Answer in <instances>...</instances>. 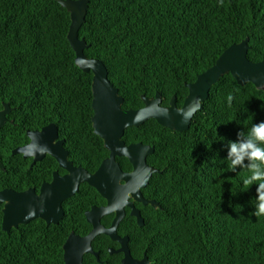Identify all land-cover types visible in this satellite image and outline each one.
Instances as JSON below:
<instances>
[{
	"label": "trees",
	"instance_id": "trees-1",
	"mask_svg": "<svg viewBox=\"0 0 264 264\" xmlns=\"http://www.w3.org/2000/svg\"><path fill=\"white\" fill-rule=\"evenodd\" d=\"M70 14L56 0H0V109L9 104L0 130V190L36 188L59 169L47 155L32 158L12 151L29 141L28 131L58 127L69 158L96 171L109 151L92 125V72L75 63L68 40ZM85 54L107 66L109 79L124 98V109L142 107V95H162V105L176 96L182 106L186 86L211 67L231 44L249 37L248 57L264 61V0H89L79 30ZM234 99L228 106L227 96ZM264 121V89L239 85L226 74L213 85L202 110L186 131L148 119L125 130L127 143L155 147L148 164L159 169L142 190L159 208L140 204L144 225L127 214L118 227L128 235L132 255L144 253L151 264H264V216L256 217V185L243 191L241 173L231 171L227 145L237 133ZM124 170L132 165L118 157ZM106 201L87 183L64 201L58 224L34 219L9 232L2 230L0 264H65L63 245L71 231L85 235V212ZM112 215L102 218L109 226ZM100 251L84 264H121L118 244L101 234Z\"/></svg>",
	"mask_w": 264,
	"mask_h": 264
},
{
	"label": "water",
	"instance_id": "water-1",
	"mask_svg": "<svg viewBox=\"0 0 264 264\" xmlns=\"http://www.w3.org/2000/svg\"><path fill=\"white\" fill-rule=\"evenodd\" d=\"M56 1L70 14L67 37L75 52L76 65L84 72L93 74L92 125L94 132L103 139L109 155L96 171L90 172L69 159V151L64 146L65 139H59V130L55 124L28 131V143L14 148L12 154L32 158V165L49 155L57 160L66 174L61 175L55 171L52 180L42 183L39 191L35 188L23 191L9 188L0 190V204H3L2 230L9 232L12 228H18L34 219H42L48 225L58 224L65 215L64 201L73 197L82 183H87L99 192L106 204L92 205L85 212L86 220L92 226L87 234L70 232L63 245L64 263L84 264L86 254H92L102 262L100 251H95L92 243L97 236L104 234L119 242L120 247L110 248L109 253H123L121 264H151L146 253L142 259H135L128 245L129 237H121L117 233L118 225L126 215V207L131 208L130 214L136 217L139 226L144 225V219L134 205L135 202L151 205L156 209L160 207L157 201L147 199L142 192L152 175L160 172L147 161L148 156L154 153L155 147L142 142L127 144L123 140L125 130L138 127L148 119H155L163 127L186 131L194 115L203 109L213 85L224 75L231 74L239 85L251 82L258 89H264V61L255 62L249 59L250 38L246 37L227 47L211 67L198 74L195 81L186 84L189 92L182 106L177 105L176 96L171 98L168 105H162V95L157 92L154 97L142 95V107L124 109V98L109 79L107 66L102 60L85 54L88 45L84 38L79 37L89 0ZM197 98L200 101L198 108L195 106ZM190 108L193 111L185 123L182 114ZM10 112L8 103L0 109V130L9 121L7 116ZM118 157H126L130 161L131 171L123 170ZM0 168L5 170L1 161ZM111 213H115V217L111 225L106 227L102 218Z\"/></svg>",
	"mask_w": 264,
	"mask_h": 264
},
{
	"label": "clouds",
	"instance_id": "clouds-1",
	"mask_svg": "<svg viewBox=\"0 0 264 264\" xmlns=\"http://www.w3.org/2000/svg\"><path fill=\"white\" fill-rule=\"evenodd\" d=\"M226 99L228 106L231 107L233 94L229 93ZM199 104L197 98L195 106L198 108ZM192 111L190 108L182 114L185 123ZM226 159L231 171H236L237 168L243 170L241 173L243 191H248L256 185L255 211L252 214L256 217L264 216V121L253 123L247 131L238 132L237 139L228 142Z\"/></svg>",
	"mask_w": 264,
	"mask_h": 264
},
{
	"label": "flooded vegetation",
	"instance_id": "flooded-vegetation-1",
	"mask_svg": "<svg viewBox=\"0 0 264 264\" xmlns=\"http://www.w3.org/2000/svg\"><path fill=\"white\" fill-rule=\"evenodd\" d=\"M59 139H64V138H60V135H59ZM64 146H65V143H64ZM66 148V147H65ZM67 149V148H66ZM70 159V158H69ZM57 161V160H56ZM72 161V160H71ZM58 163V162H57ZM58 167H59V169H57V170H54L53 171V173L55 172V171H58V173L59 174H61V175H64V174H66V171L64 170V169H62L60 166H59V164H58ZM124 170V169H123ZM125 171H131V170H125ZM53 173H52V178H53ZM52 178H51V180H52ZM51 180H49V181H51ZM45 182H48V181H45ZM44 183V182H43ZM42 185V184H41ZM41 187V186H40ZM36 189V188H35ZM40 189V188H39ZM39 189H38V191H39ZM37 190V189H36ZM143 192V191H142ZM99 193V192H98ZM144 194V193H143ZM145 196V195H144ZM146 197V196H145ZM147 198V197H146ZM104 199V198H103ZM147 199H149V198H147ZM105 200V199H104ZM106 201V200H105ZM64 204V203H63ZM104 204H106V202L104 203ZM104 204H99V206L100 205H104ZM140 204L141 205H143V206H147V205H144L143 203H141V202H135L134 203V205L140 210V212H141V215H142V211H141V207H140ZM64 207V206H63ZM65 210V209H64ZM89 210V209H88ZM125 210H126V215H125V217L127 216V214L129 215V216H131V217H134V216H132L131 214H130V212H131V208L130 207H126L125 208ZM109 215H112V219H111V223H112V221H113V219H114V217H115V213H111V214H109ZM106 216H108V215H106ZM105 217V216H104ZM124 217V218H125ZM142 217H143V215H142ZM123 218V219H124ZM135 218V221H136V223H137V225H138V222H137V219H136V217H134ZM143 219H144V217H143ZM122 222V221H121ZM120 222V223H121ZM111 223H110V225H111ZM120 223H119V225H120ZM109 225V226H110ZM119 225H118V227H119ZM109 226H106V227H109ZM139 226V225H138ZM92 228V227H91ZM117 233H118V235H120L121 237H124V236H128V235H121L119 232H118V228H117ZM129 237V236H128ZM112 240V239H111ZM129 240H130V238H129ZM113 241V240H112ZM114 242H116L117 244H118V246L117 247H109L108 248V251H109V249L110 248H114V249H118L119 247H120V244H119V242H117V241H114ZM128 245H129V242H128ZM129 248H130V246H129ZM130 251H131V249H130ZM118 253H121V252H118ZM114 254V253H113ZM122 254V258H123V253H121ZM131 254H132V251H131ZM145 254V253H144ZM144 254H143V256L141 257V258H137V257H134L133 255V257L135 258V259H142L143 257H144ZM148 257V256H147ZM121 258V259H122Z\"/></svg>",
	"mask_w": 264,
	"mask_h": 264
}]
</instances>
